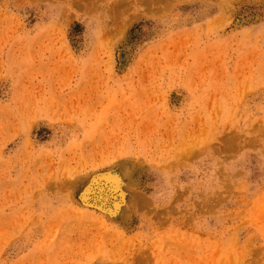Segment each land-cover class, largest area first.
I'll use <instances>...</instances> for the list:
<instances>
[{"label": "rangeland", "instance_id": "rangeland-1", "mask_svg": "<svg viewBox=\"0 0 264 264\" xmlns=\"http://www.w3.org/2000/svg\"><path fill=\"white\" fill-rule=\"evenodd\" d=\"M0 264H264V0H0Z\"/></svg>", "mask_w": 264, "mask_h": 264}]
</instances>
